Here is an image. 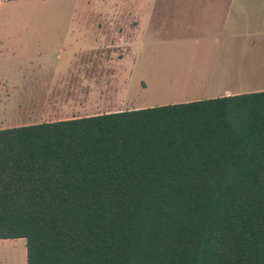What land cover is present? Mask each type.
Returning a JSON list of instances; mask_svg holds the SVG:
<instances>
[{
	"label": "trees",
	"instance_id": "16d2710c",
	"mask_svg": "<svg viewBox=\"0 0 264 264\" xmlns=\"http://www.w3.org/2000/svg\"><path fill=\"white\" fill-rule=\"evenodd\" d=\"M19 238L27 264H264V91L0 129Z\"/></svg>",
	"mask_w": 264,
	"mask_h": 264
},
{
	"label": "crops",
	"instance_id": "0c3cea01",
	"mask_svg": "<svg viewBox=\"0 0 264 264\" xmlns=\"http://www.w3.org/2000/svg\"><path fill=\"white\" fill-rule=\"evenodd\" d=\"M49 1L70 7L53 17L66 29L0 32V129L153 107L128 103L146 87L135 72L166 80L161 104L264 91V11L253 0ZM0 257L27 264L25 240H0Z\"/></svg>",
	"mask_w": 264,
	"mask_h": 264
},
{
	"label": "rangeland",
	"instance_id": "374dc122",
	"mask_svg": "<svg viewBox=\"0 0 264 264\" xmlns=\"http://www.w3.org/2000/svg\"><path fill=\"white\" fill-rule=\"evenodd\" d=\"M255 1V3L253 2ZM251 1L253 6L259 5L264 11V0ZM257 4V5H256ZM68 5L58 6L50 1L44 3L43 0H25L22 2L4 3L0 6V32H15V31H42L51 33L54 30L66 29V22L58 23L59 20H54L53 17L63 16L71 13ZM149 72H135L136 80L141 78L146 84L143 88L139 84V87H132L130 91L131 98L128 103L133 102L135 105H148L152 104L153 107L168 105L161 104L168 97V94L164 89H168L169 86L166 80H160V77L156 72H152L149 76ZM146 80V81H144ZM104 112V111H101ZM0 257V261L2 262Z\"/></svg>",
	"mask_w": 264,
	"mask_h": 264
}]
</instances>
